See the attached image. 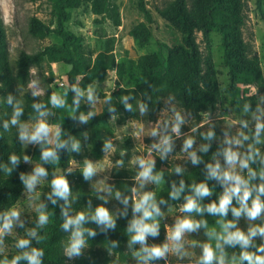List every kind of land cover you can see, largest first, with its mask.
Here are the masks:
<instances>
[{"label":"rangeland","instance_id":"rangeland-1","mask_svg":"<svg viewBox=\"0 0 264 264\" xmlns=\"http://www.w3.org/2000/svg\"><path fill=\"white\" fill-rule=\"evenodd\" d=\"M207 0H202L205 4ZM174 0H83L81 5L71 10V20L66 28L80 36L82 42L75 52L79 64L77 86L85 93L79 97V105L83 115L92 112L87 122H79V126L100 117L104 112L114 109L125 93L137 89L142 83L140 60L148 55L157 54L163 49L167 56L168 48L182 44V35L177 27L163 19L157 9H171ZM237 21L233 28V37L249 46V52L234 53L235 63L239 68L253 66V57L259 60L263 87L253 77L235 79L238 101L230 94L231 68L225 61V30L230 19L231 6L220 14L214 29L208 34L199 32L197 44L202 59L203 73L212 82L213 90L219 93L216 110L213 113H203L199 117L184 110L177 100L165 97L159 110L151 108L148 98L137 94L131 102L132 109L125 104L118 113L106 116L104 119L89 125L86 130L78 131L70 140L71 149L64 162L57 168V176H64L69 182L70 193L66 200L65 212L75 216L83 211L92 213L99 206L107 207L116 218L114 228L104 229L90 218L83 227L95 231L94 236L85 233L86 244L80 254L68 256V247L72 228L67 230L64 241L63 259L65 264H200L203 245H215L214 238L209 237L210 230L220 231V217L206 213L195 220L206 221L207 227L186 232L182 238L184 254L170 251L157 261L141 259L136 253L142 245L131 243L132 233L127 231L130 222L139 217L134 211L135 201L146 192L154 194V198L166 187V172H189L195 164L192 163L190 152L195 151L198 157L204 146L205 135L214 132L212 141L215 158L212 165L219 162L225 167L222 151L228 147L226 141L235 138L239 131L249 133L254 128L257 110H264V0H234ZM37 17L50 28L57 27V14L51 0H0V22L4 26L5 51L1 61L5 63V73L14 83L13 116L17 107L21 114L14 124L18 140L22 145L27 160L24 165L29 176L34 169L41 167L40 158L35 154L40 143L52 145L56 133L69 116L76 113V105L71 95L72 85L68 74L70 67L62 63L45 61L41 65L29 66V79L24 83L18 66L20 54H36L48 46L60 44L55 34L46 38H38L31 30V20ZM220 25H225L222 28ZM176 61L184 68L182 58ZM92 88L93 100L89 101L87 92ZM44 98L48 95L60 96L64 100L62 107L51 106V109L39 119H33L25 93ZM66 92V95L64 93ZM140 104L147 105L140 111ZM245 106L249 111L245 112ZM183 118L179 131L174 132L176 114ZM247 120L249 128H242L240 121ZM45 121L50 127L49 136L40 142L22 141L21 128L29 133L38 122ZM155 131V135H153ZM264 135V134H262ZM171 138L172 149L166 155H161L155 145L162 139ZM193 139V145L184 150V142ZM73 141L80 144L79 151L72 150ZM111 141L113 149L105 152L103 146ZM248 142H245L247 144ZM264 153V144L258 145ZM36 151V152H35ZM33 153V154H32ZM139 159L154 161L153 173L161 176V181H141L138 179L141 171ZM86 161L96 165L97 171L85 179L82 173ZM254 167V164L251 165ZM262 165L258 161V169ZM244 170L242 174H246ZM255 183V181H254ZM135 189V192H133ZM119 192V198L116 193ZM103 198V199H102ZM127 198V205L123 202ZM49 202V186L45 177L39 178L37 184L24 191L18 202L10 209L17 210L19 217L14 220L11 229L0 231V255L16 256L29 251L35 243V237L29 235L39 225L40 212H45ZM185 196L178 199L177 205L161 210L156 217L159 224L158 235L149 234L145 240L148 247L160 246L172 242L168 239L176 222L185 217L181 211ZM9 211V212H10ZM126 232L120 239L116 227L124 228ZM264 225V215L255 221H249L241 216L237 226L247 230L250 226ZM164 228H163V227ZM29 239L26 249L18 248L17 241ZM256 244L264 243V238L254 237ZM239 246V245H238ZM213 264H218L214 261ZM247 264V262H245Z\"/></svg>","mask_w":264,"mask_h":264},{"label":"trees","instance_id":"trees-1","mask_svg":"<svg viewBox=\"0 0 264 264\" xmlns=\"http://www.w3.org/2000/svg\"><path fill=\"white\" fill-rule=\"evenodd\" d=\"M51 1L58 18L57 27L50 28L40 19L34 17L31 20L30 30L38 38H46L50 34H55L61 39V43L48 46L33 55L22 52L18 60L21 78L24 83L28 81L30 65L39 66L45 61L62 63L70 67L68 78L72 87L73 85L78 87L77 73L79 71V64L75 52L79 50L82 38L69 31L66 25L71 20L70 11L78 8L83 0ZM233 4L234 0H207L205 4H202V0H174L170 10L158 8L156 10L157 13L177 27L182 35V44L168 48L167 56L164 54L163 49H160L155 55L143 57L139 64L143 73L142 83L137 89L121 96L119 104L112 111L107 110L100 117L79 126V118L83 114L82 107L79 103H75L76 113L66 118L65 123L60 127L59 136H56L54 143L52 145H48L45 142L40 143L39 148L41 147V150L37 149L35 156L36 158H40L41 167H44L47 171V175L44 177L49 186V202L46 210L49 220L46 225H40L36 228V238L32 248H42L44 250V255L41 258L42 264H65L63 259V244L66 239L67 230L62 225L66 219L64 215L66 200L54 195L51 182L58 177V165L67 158L71 149L70 140L78 131L86 130L94 122L118 113L119 109L124 105L123 97H129L128 102H131L138 93L148 98L149 104L154 110L161 109L163 106L162 100L170 96L174 97L184 110L199 118L203 113H213L216 110L219 93L213 90L211 80L203 73L202 59L197 44V34L199 32L203 34L211 32L218 25V16L226 12L228 5L231 6L230 19L227 23L229 27L225 29V25L220 26L225 30V61L231 68L230 94L234 101L239 100V96L236 93L237 83L235 82V79L239 76L253 77L263 87V78L257 57L252 58L254 64L248 68H239L235 63L236 58L234 53L243 51L246 54L249 52V46L232 35L235 30L233 26L237 21L236 7ZM4 30V26L0 22V224L3 223L2 218L5 214L18 202L27 189V185L24 183L22 177L29 176L24 165V151L12 123L14 83L5 73V63L1 61L6 44ZM179 57L182 58L185 65L184 68L176 61ZM71 95L75 102L76 93L73 90H71ZM9 97L12 98L11 103H9ZM25 98L27 99L33 119L41 118L51 109L50 95L40 98L28 91L25 93ZM34 105H41V107L35 108ZM213 138L211 140L205 139L204 145H209L208 150L206 152H199V163H196L189 172H166V187L163 190H159L155 196L160 210L174 207L177 205L180 197L192 195V187L202 182H206L212 190V194L201 201L202 206L217 201L220 195H222L224 186L217 180L209 179L207 174V166L215 158V150L212 144ZM57 142L63 143V147L56 148ZM50 148L56 150L58 158L45 162L41 159L42 152ZM13 155L18 158V162L15 165L10 160V157ZM253 164V168L258 169V161ZM8 169H11V171H8ZM181 181L185 185L184 191L179 197L173 199L171 196L173 186L179 187ZM259 182V177H257L255 183ZM53 200H55V203H53ZM233 203L235 204V201ZM206 213L185 212L186 216L191 217H199ZM227 219H233L230 211ZM116 230L120 239L125 235L126 225L124 228L116 227ZM240 251L238 245L235 247L224 245V252L228 259L232 256H239ZM13 257L0 255V261L5 259L10 261ZM157 259L150 260L157 261ZM18 264H28V262L21 260Z\"/></svg>","mask_w":264,"mask_h":264},{"label":"clouds","instance_id":"clouds-1","mask_svg":"<svg viewBox=\"0 0 264 264\" xmlns=\"http://www.w3.org/2000/svg\"><path fill=\"white\" fill-rule=\"evenodd\" d=\"M72 90L76 93L75 103L79 102V97L85 93L79 88L73 85ZM36 93H33L35 95ZM66 95V92L64 93ZM89 101L93 100V92L90 87L87 92ZM129 97H123V103L126 109L131 110L132 105L128 103ZM11 103L12 98H8ZM51 103L55 107H62L64 100L60 96L53 95L51 97ZM35 108H40L41 105H34ZM140 111L143 113L147 105L140 104ZM245 112L249 111L248 106H245ZM112 111V109H110ZM21 114V109L16 108L12 123H17V117ZM43 115V113H41ZM93 113L89 112L87 115L81 114L80 121L87 122L88 117ZM255 120L254 128L249 133L239 131L235 138L226 141L228 147L224 148L222 155L224 157L225 167H222L219 162L207 166L208 178L217 180L224 186V191L220 195L217 201H213L206 206L201 205V201L212 194V190L206 182L196 184L192 187V195L185 197L186 203H184L181 211L186 213H204L207 212L213 216H218L221 219L218 221L220 225V231L217 232L214 229L207 232L209 237L215 239L216 243L203 245V252L200 257V264H213L217 261L218 264H264V243L256 244L254 237L260 236L264 238V225L250 226L248 229L242 230L237 226L238 219L244 216L249 221H255L257 218L264 215V153H261L258 145L264 144V110H257L256 115L253 117ZM182 116L176 114V122L173 127V131H179L180 125L183 123ZM242 128H249V122L247 120L240 121ZM7 126V125H5ZM50 133V127L47 122H38L31 133L27 129L21 128L20 139L22 141L40 142L45 140ZM153 131V135H155ZM57 137L59 132L56 133ZM214 137L213 131H208L205 135V139L211 140ZM245 142H248L245 144ZM193 145V139L189 138L184 142V150L187 151ZM63 147V143L57 142L56 148ZM160 150L161 155H166L172 149L171 138L165 136L161 143L155 145ZM209 145H204L201 151L206 152ZM80 144L78 141H73L72 150L79 151ZM113 149V144L108 141L104 144L103 150L105 152ZM193 164L199 163V157L196 152L189 153ZM57 152L55 149H46L42 152L41 159L45 162L49 160L57 159ZM11 163L15 165L18 162V158L13 155L10 157ZM27 160V157H25ZM259 161L262 165L259 169L253 168L251 165ZM141 171L139 172L138 179L143 181H154L159 183L161 176L153 173L154 161L139 159ZM244 170H247L246 174H242ZM11 171V169H8ZM97 171L96 165L91 161H86L82 173L85 179H90ZM176 172H181L180 168L176 169ZM47 175V171L44 167H37L34 169V173L31 176H23L22 179L31 190L38 182L39 178ZM259 177V183L254 181ZM53 193L56 197L67 200L70 193V185L66 177L58 176L52 180ZM185 185L181 181L179 187L173 186L171 196L173 199L179 197L184 191ZM135 192V189H133ZM116 196L119 198L120 193L117 192ZM103 199V198H102ZM235 201V204L233 203ZM126 205L128 203L127 198L123 201ZM55 203V200H53ZM163 203V201H161ZM134 211L140 213L139 217L133 219L127 231L132 233L131 243L139 242L142 245L141 251L136 253L145 262L150 259H157L164 257L170 251H174L179 255L184 253L182 238L186 232H192L201 226L207 227L206 221L195 220L191 216H185L179 219L174 228L171 230L168 239L172 242L170 247L169 243H164L160 246L148 247L145 244V240L149 234L152 236L158 235L159 224L156 217L161 214L160 207L154 198V194L146 192L140 196L134 204ZM229 211L233 219H227ZM66 219L62 225L65 230L72 228L70 241L66 248L68 256H74L80 254L82 248L86 244L85 233L88 236H94L96 233L90 228H84L83 225L86 219H91L98 225H102L104 229L114 228L116 224V218L110 210L105 206H99L92 213L79 212L75 216H68L67 212L64 213ZM19 217V212L15 209L6 213L2 218L3 223L0 224V231L7 232L11 229L15 219ZM49 217L47 213L40 212L38 217L39 225L43 226L48 223ZM30 236L35 237L36 232L29 233ZM30 245L29 239H20L17 241V247L20 249H26ZM224 245L229 247H235L239 245V256H232L227 258L224 252ZM44 250L42 248H31L29 251H24L19 255L14 256L10 261L7 259L0 261V264H18L21 260H26L28 264H42V257Z\"/></svg>","mask_w":264,"mask_h":264}]
</instances>
